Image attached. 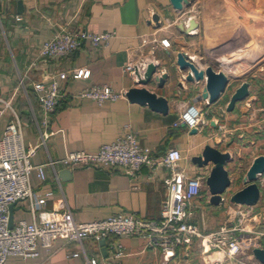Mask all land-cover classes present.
<instances>
[{"label": "crops", "instance_id": "1", "mask_svg": "<svg viewBox=\"0 0 264 264\" xmlns=\"http://www.w3.org/2000/svg\"><path fill=\"white\" fill-rule=\"evenodd\" d=\"M17 1L0 0V98L9 99L16 91L13 107L22 122L23 143L25 147L37 148L31 163L43 165L45 180L40 181L36 173L31 172L30 185L37 195L44 197L49 193L45 196L44 209L51 211L65 207L79 223L118 214H132L145 220L158 219L166 197L165 181L169 177V170L164 166L152 169L143 166L134 177H129L122 168L90 166L71 170L62 165L53 168L46 165L49 161L63 159L67 153H94L129 129L156 157L163 156L170 149L179 150L182 159L178 167L189 177L197 174L207 177L211 165L198 168L191 162L192 157L201 154L205 145L230 153L232 160L225 169L231 184L223 195L224 202L211 205L204 184L201 196L192 202L191 212L192 222L203 233L221 227L216 225L231 223L239 205L230 203L229 197L244 187L245 174L243 177H239L238 171L231 174L229 165L245 167L247 171L255 157L264 155V63L249 77L229 83L220 99L208 105L204 100L194 102L202 84L184 81L186 72L178 70L176 55L184 52L194 57L196 63L201 60L199 50L217 63H220L217 61L220 57H235L240 49H232L230 44L239 40L240 36H235L241 27L251 25L253 31L258 32L264 25V0H191L188 5L184 0L181 11L173 9L169 0H21L20 13H17ZM153 14L159 15L160 28L148 23ZM16 17L20 20L16 21ZM189 19L197 23V29L185 33L180 24H187ZM60 29L94 35L113 32L114 36L106 46L98 49L84 41L81 49L68 57L38 59L41 45ZM143 39L147 40L146 45L141 44ZM161 39L168 40L169 48L158 45ZM257 43L253 46L257 47ZM150 47H154L152 54ZM220 52L227 55H219ZM254 54L258 59L260 55ZM144 57L158 64L161 73L169 74L163 88L157 89L155 84L146 87L167 99L166 115L156 113L146 105L131 103L125 96L129 89L141 86L135 84L124 68L129 61L136 62ZM34 61H37L36 65L31 66ZM230 65L229 69H235V74L240 72V67ZM81 68L90 71L89 78L67 80L61 84L57 111L48 127L43 129L40 126L42 113L32 85L43 79L49 83L50 77L59 72ZM244 81L249 84L248 97L236 103L232 112L220 114L231 94ZM104 85L123 92L124 96L101 105L76 98L77 93L85 88ZM191 105L201 113L202 123L195 134L182 124L174 125ZM8 117L6 112L0 121V135ZM42 132L52 134L42 141ZM61 170L68 171V176L60 177ZM257 182L260 199L252 207L254 217L250 220L254 224L249 237L258 236L263 248L264 174ZM19 220L28 223L33 220L25 201L14 205L13 222ZM119 242L126 253L122 264H162L161 251L147 246L144 239L124 237ZM193 247L194 244L179 249L168 264H198ZM252 249L242 253L244 258L239 257V264H259L251 254ZM73 253H79V256L67 258ZM105 257L99 244L92 240H56L50 251L40 248L36 258L11 257L7 264H88L90 258Z\"/></svg>", "mask_w": 264, "mask_h": 264}, {"label": "built area", "instance_id": "2", "mask_svg": "<svg viewBox=\"0 0 264 264\" xmlns=\"http://www.w3.org/2000/svg\"><path fill=\"white\" fill-rule=\"evenodd\" d=\"M15 20L19 21L20 18L16 17ZM113 36V32L94 35L83 31L60 29L41 45L38 59L68 57L80 50L84 41L98 49L106 46ZM141 44L146 45L147 40H141ZM158 45L169 48L170 43L167 39H161ZM153 51L154 47H150L151 54ZM36 62H32L31 66H35ZM149 63L151 60L146 57L136 62L129 61L124 71L137 82V74L142 76ZM89 76L88 69H72L50 77L49 83L43 79L32 85L42 113L40 126L43 129L48 127L57 111L61 98V84L67 80H86ZM22 84L21 80L20 85ZM15 92L14 90L9 99L0 98V121L6 112L9 114L0 135V264H7L11 257L36 258L40 248L50 251L56 240L82 242L89 239L96 244L104 240L106 257L90 258L87 260L88 264H122L126 253L119 239L124 237L142 238L147 242V246L158 248L161 251L162 264H168L179 249H185L195 241L198 242L201 254L206 255L207 259L212 254H218L215 264H222L224 261L237 262L245 251L242 246L245 234L246 241H252L248 248H261L258 236L254 239L249 237L252 229L249 231L240 228L244 216L250 219L254 217L252 207H247L250 209L247 214H243L238 209L234 212L235 214L238 212L239 215L238 226L223 225L213 232L203 233L192 222L191 206L193 200L201 196L206 176L203 174L186 176L178 167L182 159L179 150L170 149L163 156L156 157L151 149L139 143L135 133L129 129H125L113 142L102 145L94 153L71 152L63 159L49 161L46 165L52 168L62 165L71 170L90 166L122 168L124 174L129 177H134L143 166L150 169L164 166L169 170V177L165 181L166 197L162 202L158 219L145 220L132 214H118L103 220L79 223L65 207L45 210V196L49 193H45L44 197L37 195L30 185L31 172H35L40 181L45 180L43 165L34 166L31 163L37 148L25 147L23 143L22 122L13 107ZM123 96V92H116L104 85L85 88L77 93L76 98L89 99L101 105L107 101H116ZM200 117V111L191 105L180 114L178 122L174 125L182 124L188 129H197L202 123ZM51 134V132H42V141ZM20 201L28 204L33 220L30 223L24 220L13 222L12 228L8 229L9 206ZM222 202H224L223 196ZM240 207L242 206H238ZM262 219L264 220V216ZM261 235L264 239V233ZM78 256L79 253H73L67 255V258Z\"/></svg>", "mask_w": 264, "mask_h": 264}, {"label": "water", "instance_id": "3", "mask_svg": "<svg viewBox=\"0 0 264 264\" xmlns=\"http://www.w3.org/2000/svg\"><path fill=\"white\" fill-rule=\"evenodd\" d=\"M173 9L180 11L182 9V3L184 0H169ZM17 13H20L22 9V1H17ZM156 28H160L161 21L159 15L153 14L148 21ZM185 26V27H183ZM180 29L189 33L197 29V23L193 19H189L187 24H180ZM176 66L180 72H186L184 81L188 83L202 84L201 91L197 95L194 102L201 100L206 101L208 105L216 103L221 95L225 92L229 78L221 71H215L212 66L200 67L193 59H190L186 53L179 52L176 55ZM159 65L149 63L142 76L137 74L136 85L140 88L134 87L129 89L125 96L131 103H137L139 105H146L152 111L166 115L168 112V101L162 96L156 95L154 92L149 91L146 87L155 84L157 89L164 87L166 80L169 78L167 72H160L158 70ZM181 83H179V86ZM249 84L244 81L237 87L231 94L224 110H220V114L230 113L234 110L235 104L244 101L248 95ZM210 125L213 126L214 122L211 121ZM191 134L197 133V129H192ZM232 160L230 153L220 152L216 148L209 145H205L199 156L191 158V162L198 168H203L211 165L209 173L205 179V186L209 193V203L213 206L221 204L222 196L226 190L230 187L231 181L225 165ZM66 170H61L58 175L68 176L69 173ZM264 174V155L255 157L248 167L245 176L243 178L244 187L234 192L229 197V202L233 205L253 207L260 199V189L258 186V179ZM14 205L9 206V220L8 229L13 225V211ZM101 247V253L103 257L106 256L105 241L99 242ZM251 254L259 264H264V248H253Z\"/></svg>", "mask_w": 264, "mask_h": 264}, {"label": "rangeland", "instance_id": "4", "mask_svg": "<svg viewBox=\"0 0 264 264\" xmlns=\"http://www.w3.org/2000/svg\"><path fill=\"white\" fill-rule=\"evenodd\" d=\"M186 1H187L186 2L187 5H188V3L191 2V0H186ZM253 30H254L253 26H251V25H243L241 27V29L237 32L236 36L234 35L236 38H237V36H238V38L240 36V38H239V40L238 39L235 40V43H233V44L231 43L230 45H231L232 49H240V51H238L235 54V57L239 56L237 54H240V56L242 55V57H240V58L238 57L239 59H235V57H233L234 55H231V56H228L226 59H224V58L220 59V61H219L220 63H217V62H214V60L210 59L208 56L203 55L202 51L199 50L198 54H200L199 56L201 57V60L198 61L197 64L200 67H204V66H208L209 65V66H212L213 69L215 68L216 70H219V71L223 72L229 78V83H231V84L234 83V82H237L239 80H242L244 78L249 77L252 73L256 72L259 69V67H261L263 65V63H264V25L261 28H259L258 32L256 30L255 31H253ZM242 35L244 36L243 39H245V40H243L241 38ZM257 41H258L257 47L253 46V45H256ZM239 46H240V48H239ZM253 51H254V53L260 55L258 59H256L257 57L253 53ZM248 52H250V53H248ZM225 54L226 53H224V54L221 53L219 55H225ZM210 55L213 56L215 54L210 53ZM193 59H194V57H193ZM194 61H196V59H194ZM229 63H231L234 66H237L238 68L240 67V69H241L240 72L238 74H235L234 73L235 69L234 70H232V69L230 70L228 68V66H226ZM237 162H235V164ZM237 171H238L239 177H243L244 174H245L246 168L245 167H242V168L241 167H236L233 164L229 165V172L231 174H233V173H235ZM226 193H227V191L224 194H226ZM237 209L242 211L243 214H247L248 213L247 211H250V209H248L245 206H242V207L237 208ZM234 215H235L234 219L232 220L231 223H225L223 225H226L228 227H232V226H235V225L238 226V221H237L239 219L238 212L236 214L234 213ZM252 224H254V222L251 221L250 218L244 216V218L242 219L240 228L250 231V229L252 228L251 227ZM223 225H221V224L220 225H216V227H220V226H223ZM246 238H247V235L245 234L244 235L245 241L242 244L243 249L245 250L243 252L244 254L247 253V251H249V248H248L249 244L252 243L251 240L246 241ZM193 244H194L193 248H194V251H195L196 258H197V263L198 264H213V263L209 262V260L207 259L206 255L202 256L200 254V251H199V248H198V242L195 241ZM204 257H205V260L203 259ZM217 257H219V256H217ZM240 258H244V256H241ZM222 264H230V263L229 262L226 263L224 261ZM232 264H239V263L237 261V262H234Z\"/></svg>", "mask_w": 264, "mask_h": 264}, {"label": "bare ground", "instance_id": "5", "mask_svg": "<svg viewBox=\"0 0 264 264\" xmlns=\"http://www.w3.org/2000/svg\"><path fill=\"white\" fill-rule=\"evenodd\" d=\"M259 19H260V18H259ZM222 58H224V57H220L217 61H220V59H222ZM194 59H195V58H194ZM194 59H193V60H194ZM224 59H226V58H224ZM226 66H228V68H230V63L227 64ZM226 70H227V69H226ZM217 256H218V254H216V253L210 255L209 258H208L209 262L215 264V262H216V260H217Z\"/></svg>", "mask_w": 264, "mask_h": 264}, {"label": "trees", "instance_id": "6", "mask_svg": "<svg viewBox=\"0 0 264 264\" xmlns=\"http://www.w3.org/2000/svg\"><path fill=\"white\" fill-rule=\"evenodd\" d=\"M107 241H109V240H107ZM107 241H106V242H107Z\"/></svg>", "mask_w": 264, "mask_h": 264}]
</instances>
